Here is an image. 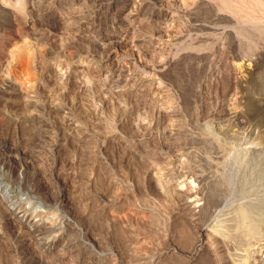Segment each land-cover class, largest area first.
<instances>
[{
	"label": "rangeland",
	"instance_id": "1",
	"mask_svg": "<svg viewBox=\"0 0 264 264\" xmlns=\"http://www.w3.org/2000/svg\"><path fill=\"white\" fill-rule=\"evenodd\" d=\"M4 1L0 264H264V53L243 50L247 24L205 0ZM184 151L195 168L181 175ZM152 165L175 167L189 206L158 192ZM241 209L260 241L227 246L220 232H240ZM202 230L212 246L194 253Z\"/></svg>",
	"mask_w": 264,
	"mask_h": 264
},
{
	"label": "bare ground",
	"instance_id": "2",
	"mask_svg": "<svg viewBox=\"0 0 264 264\" xmlns=\"http://www.w3.org/2000/svg\"><path fill=\"white\" fill-rule=\"evenodd\" d=\"M18 1V0H17ZM2 2H5L4 0H2ZM24 2V0H20V1H18V2H16L15 4L13 3V4H9V5H13L14 7H16V8H18V9H22V7H23V4H25V3H23ZM128 2V1H127ZM205 2H207V6H208V10H213L212 8H216L218 11H220L221 13H227V14H229L230 16H232V18H235V20H237L239 23H245V24H247V28H249L248 30H246V28H242L241 30H239L238 32H237V36H238V34H239V38L242 40V41H245V45L243 44V42H242V44L244 45L243 47H244V51L245 52H250L251 50V52H253L254 54L256 53L257 54V56L258 55H263V53H264V0H205ZM204 2V3H205ZM5 3H7V2H5ZM8 4V3H7ZM118 4H119V2H118ZM6 5V4H5ZM13 6H11V8L13 7ZM202 8V7H201ZM203 8H204V6H203ZM207 8V7H206ZM198 9V8H197ZM14 10V9H13ZM23 10V9H22ZM132 10V9H131ZM200 10V9H199ZM129 11V10H128ZM206 11H207V9H206ZM19 12V11H18ZM134 12V11H133ZM202 13H203V11H202ZM205 13V12H204ZM131 14V13H130ZM216 15V14H215ZM222 15V14H221ZM229 17V16H228ZM217 18V17H216ZM213 19V18H212ZM228 20H230V19H228ZM144 22V21H143ZM238 25V24H237ZM236 25V26H237ZM234 27V26H233ZM239 28H240V26H239ZM234 30V29H233ZM238 30V29H237ZM235 31V30H234ZM210 35V34H209ZM235 36V35H234ZM238 39V38H237ZM209 40V39H208ZM238 42H239V40H238ZM237 42V43H238ZM199 44H201V43H199ZM205 44V43H204ZM207 44V43H206ZM235 44V43H234ZM239 44V43H238ZM187 45V44H186ZM203 45V44H202ZM241 45V44H240ZM201 46V45H200ZM205 46V45H204ZM232 46V45H231ZM237 46V45H236ZM242 46V45H241ZM240 46V48H242ZM191 47V46H190ZM189 47V48H190ZM195 47V46H194ZM193 47V48H194ZM206 47V46H205ZM233 47V46H232ZM235 47V46H234ZM185 48H187L186 46H185ZM200 48V47H199ZM199 48H197V49H199ZM204 48V47H203ZM202 47L200 48V49H203ZM211 48V47H210ZM209 48V49H210ZM238 48V47H237ZM208 48H207V50H209ZM212 49V48H211ZM187 50V49H186ZM234 50V49H233ZM242 50V49H241ZM240 50V51H241ZM202 51V50H201ZM239 51V53H241ZM243 51V52H244ZM180 52V51H179ZM204 52V51H203ZM208 52H210V51H208ZM250 52V53H251ZM213 53V52H212ZM232 53V52H231ZM235 53V52H234ZM175 54H177V52L175 53ZM201 54H202V52H201ZM246 54V53H245ZM207 55H208V53H207ZM213 56V55H212ZM255 56V55H254ZM264 56V55H263ZM208 57V56H207ZM259 58H260V56H258ZM250 58H252V57H250ZM206 59V58H205ZM212 59V58H211ZM254 59V58H253ZM214 60V59H213ZM263 61H264V59H263ZM256 62V61H255ZM254 63V62H253ZM206 64H207V62H206ZM211 64V63H210ZM234 64V63H233ZM259 64V63H258ZM261 65V64H260ZM214 66V65H213ZM233 66H235V65H232V67ZM237 67V66H236ZM259 67V66H258ZM211 68V67H210ZM259 69V68H258ZM233 70V69H232ZM237 70V69H236ZM208 71H209V69H208ZM238 71V70H237ZM258 73V72H257ZM259 73H260V71H259ZM256 74V73H255ZM235 75V74H234ZM261 75H264V74H261ZM261 77V76H260ZM146 79V78H145ZM149 79V78H148ZM255 81V80H254ZM140 81H138L137 83H139ZM145 82V81H144ZM143 82V83H144ZM259 82V81H258ZM132 83H133V81H132ZM252 83V82H251ZM256 83V82H255ZM254 83V84H255ZM150 84V83H149ZM156 84V83H155ZM259 84V83H258ZM141 85V84H140ZM137 86H138V84H137ZM143 86V85H142ZM135 87H136V85H135ZM132 88V90L130 91V92H132L131 94L133 95V93H137V92H140L141 90H140V88ZM127 88H129V87H127ZM127 88H126V90H127ZM131 88V87H130ZM258 88H259V86H258ZM257 88V89H258ZM145 91H148V90H145ZM127 92V91H126ZM142 92V91H141ZM137 94H139V93H137ZM141 94V93H140ZM139 94V95H140ZM138 95V96H139ZM152 95V94H151ZM155 95V94H154ZM153 96V95H152ZM134 97V96H133ZM147 97V96H146ZM145 97V98H146ZM167 97V96H166ZM150 98V97H149ZM155 98V97H154ZM171 98V97H170ZM144 99V98H143ZM151 99H153V97L151 98ZM158 99V98H157ZM163 101V100H162ZM162 101H160V102H162ZM169 101V100H168ZM170 101H171V99H170ZM169 101V102H170ZM153 102V101H152ZM151 102V103H152ZM159 102V101H158ZM37 103H38V101H37ZM157 103V102H156ZM165 103H166V101H165ZM174 103V102H173ZM173 103H171V104H173ZM153 104L154 103H152V106H153ZM157 106V105H156ZM161 106V105H160ZM232 108V107H231ZM176 109V108H175ZM174 109V110H175ZM230 109V108H229ZM235 109V108H234ZM164 110V109H163ZM173 110V111H174ZM156 111V110H155ZM234 111V110H233ZM232 112V111H231ZM236 112V109H235V111H234V113ZM121 113V112H120ZM166 113V112H165ZM233 113V114H234ZM237 113V112H236ZM116 115V114H115ZM236 115H238V113L236 114ZM236 115H234L235 116V118H237V116ZM110 117H111V115H110ZM233 117V115L231 116V118ZM239 117V116H238ZM241 117V116H240ZM110 119V118H109ZM115 119V118H114ZM233 119H234V117H233ZM111 120V119H110ZM229 120V119H228ZM232 120V119H231ZM231 120H229V121H231ZM237 121H239L238 119H236ZM105 122H106V120H104ZM225 121H227V120H225ZM228 121V123H230ZM108 122H109V120H108ZM173 122H175V121H173ZM177 122V121H176ZM175 122V123H176ZM77 123V122H76ZM104 123V122H103ZM172 123V122H171ZM175 123H173V124H175ZM232 123V122H231ZM108 124V123H107ZM112 124V123H111ZM114 124V123H113ZM170 124V123H169ZM178 124V123H177ZM176 124V125H177ZM78 125V124H77ZM172 125V124H171ZM106 126V125H105ZM112 126V125H111ZM181 126V125H180ZM227 126V125H226ZM108 127H109V125H108ZM172 127V126H171ZM182 127H184V126H182ZM228 127H229V124H228ZM227 127V128H228ZM231 127H232V125H231ZM231 127H229V130H230V128ZM77 128H78V126H77ZM226 128V129H227ZM110 129V128H109ZM171 129V128H170ZM183 129V128H182ZM210 129V128H209ZM225 129V130H226ZM113 129H111V131H112ZM174 130H175V128H174ZM177 130V129H176ZM75 131H78V130H75ZM80 131V130H79ZM110 131V130H109ZM108 131V132H109ZM180 131H181V129H180ZM228 131V130H227ZM171 132V131H170ZM179 132V131H178ZM78 133V132H77ZM76 133V134H77ZM82 133V132H81ZM80 133V134H81ZM104 133H106V132H104ZM111 133V132H110ZM113 133V132H112ZM172 133V132H171ZM184 133V132H183ZM206 133V132H205ZM226 133V132H225ZM228 133H229V131H228ZM187 134V133H186ZM208 134V132L206 133V135ZM215 134V133H214ZM224 134V133H223ZM167 135V134H166ZM170 135H172V134H170ZM180 135H181V133H180ZM196 135V134H195ZM205 135V136H206ZM210 134H208L207 136H209ZM227 135V134H226ZM103 136H104V134H103ZM111 136H113V135H111ZM169 136V135H168ZM179 136V135H178ZM184 136V135H183ZM192 136V135H191ZM225 136V135H224ZM100 137V136H99ZM199 137V136H198ZM92 138V137H91ZM97 138V137H96ZM112 138V137H111ZM176 138V137H175ZM188 138V137H187ZM186 138V139H187ZM201 138V137H200ZM217 138V137H216ZM215 138V139H216ZM224 138V137H223ZM225 138H226V136H225ZM92 139H94V138H92ZM189 139V138H188ZM192 139H193V137H192ZM207 139V138H206ZM211 139V138H210ZM97 140V139H96ZM95 140V141H96ZM176 140H178V139H176ZM213 140V139H212ZM218 140V142L216 141V143H217V145H216V147H218L219 148V150H221L224 146H223V143H222V141L220 140V139H217ZM192 141V140H191ZM227 141H229V140H227ZM177 142V141H176ZM187 142V141H186ZM194 142V141H193ZM143 144V143H142ZM187 144V143H186ZM191 144V143H190ZM212 144V143H211ZM130 145V144H129ZM132 145V144H131ZM189 145V144H188ZM205 145V144H204ZM210 145V144H209ZM200 146H202V145H200ZM141 147V146H140ZM185 148V147H184ZM186 148H187V145H186ZM221 148V149H220ZM180 149V148H179ZM203 149H207V147L206 148H203ZM214 149V148H213ZM133 150V149H132ZM215 150V149H214ZM196 151V150H195ZM203 151V150H202ZM201 151V152H202ZM207 151H209V149H207ZM225 151V150H224ZM136 152H139V151H136ZM135 151H134V153L135 154H138V153H136ZM146 153H147V151H145ZM180 152V151H179ZM178 152V153H179ZM181 152H182V150H181ZM204 152V151H203ZM191 153V152H190ZM196 153V152H195ZM206 153V152H205ZM205 153H203V154H205ZM208 153V152H207ZM209 153H210V151H209ZM212 153V152H211ZM133 154V153H132ZM181 154V153H180ZM188 154V152H183L181 155V157H180V159L178 160V162H177V165L176 166H178L177 168H178V170H180V171H182V173H181V175L183 174V173H185V174H187V172H191L192 173V171H194V168H193V166L194 165H192V161H194L193 159H191V158H189V155H187ZM221 154V153H220ZM140 155V154H139ZM142 155V154H141ZM147 156V155H146ZM145 156V157H146ZM183 156H185V157H183ZM194 156V155H193ZM196 156V155H195ZM206 156V155H205ZM135 157V156H134ZM142 157V156H141ZM199 157V156H198ZM207 157V156H206ZM205 157V158H206ZM223 157V156H222ZM141 159H143V158H141ZM197 159V158H196ZM195 159V160H196ZM199 159V161L201 160L200 158H198ZM206 159H209V157L208 158H206ZM215 159V158H214ZM216 160V159H215ZM140 161V160H139ZM143 161V160H142ZM204 161V160H203ZM226 161V160H225ZM205 162H206V160H205ZM211 162V161H210ZM210 162H207V163H210ZM227 162V161H226ZM236 162V161H235ZM242 162V161H241ZM198 163V162H197ZM194 164V163H193ZM232 164H234V162L232 163ZM160 165V164H159ZM159 165H156V166H159ZM165 165V164H164ZM203 165V164H202ZM208 165V164H207ZM170 167L164 172V168H162V169H159V168H156V167H153V165H152V169L150 170V173H151V178L153 179V182H154V186H155V188L158 190V192H160V193H162V194H166V193H170V192H173L176 196H177V198L179 197L180 198V200L185 204V205H188L189 206V204L191 203H188V201L189 200H187V197L189 198V196H190V193H188V190L185 192V190L184 191H182V190H178V189H176V187H174L175 185H174V180H173V175H175V173L176 172H174L173 173V171H172V167H174V166H172L171 167V165H169ZM198 166V165H197ZM204 166V165H203ZM209 166V165H208ZM211 166H213V165H211ZM220 166H222V165H220ZM219 166V167H220ZM226 166H227V164H226ZM165 167V166H164ZM206 167V166H205ZM238 167V166H237ZM167 168V167H166ZM232 168V167H231ZM173 169H175V167L173 168ZM193 169V170H192ZM205 169H207V168H205ZM223 169V168H222ZM225 169V168H224ZM229 169V168H228ZM228 169H226V171L228 170ZM247 169V168H246ZM148 170V169H147ZM162 170V171H161ZM177 170V171H178ZM192 170V171H191ZM196 170V169H195ZM200 170H201V168H200ZM220 170V169H219ZM241 170V169H240ZM198 171V173H199V175H197V176H199L198 177V179H202V181L203 180H205V179H207V177H206V174H204V172H203V169H202V171L201 172H199V169L197 170ZM205 171V170H204ZM231 171V170H230ZM229 171V172H230ZM237 171V169L235 170V172ZM172 173H173V175H172ZM180 173V172H179ZM195 173V172H194ZM197 172L195 173V174H198ZM237 173H240V172H237ZM243 173V172H242ZM247 173V172H246ZM178 174V173H177ZM210 174H212V173H210ZM245 174V173H244ZM243 174V175H244ZM179 175V174H178ZM237 175V174H236ZM177 176V175H176ZM188 176H190L189 175V173H188ZM238 176V175H237ZM245 176V175H244ZM175 177V176H174ZM184 177H186V175H184ZM194 177V176H193ZM220 177V176H219ZM222 177V176H221ZM224 177V176H223ZM240 177V176H239ZM251 177L252 176H250L249 178L251 179ZM181 178V177H180ZM188 178V177H187ZM195 178H197V177H195ZM211 178V177H210ZM215 178H217V177H215ZM236 178V177H235ZM235 178H234V180H235ZM224 179L225 178H223V180H222V178L219 180V181H216L215 183H211V185H208L209 186V188H208V196L210 197V199L209 200H216L215 202L217 203V200L219 199H222V196L224 197V195H225V192H228L227 191V188L228 187H226L227 185H226V182H224ZM230 179V178H229ZM228 179V180H229ZM197 180V179H196ZM228 180H226L227 182H228ZM187 181V180H186ZM189 181V180H188ZM198 181V180H197ZM200 181V180H199ZM236 181V180H235ZM248 181V180H247ZM252 181H253V179H252ZM190 182V181H189ZM188 182V183H189ZM210 182V181H209ZM233 182V181H232ZM184 183V182H183ZM234 183V182H233ZM231 184V185H234V184ZM255 182H253V184H254ZM185 184H187L186 182H185ZM190 184V183H189ZM256 184V183H255ZM193 185V184H192ZM229 185V184H228ZM153 186V185H152ZM181 186V185H180ZM205 186V185H204ZM203 186V187H204ZM207 186V187H208ZM255 186V185H254ZM256 186H258V185H256ZM262 186V185H261ZM186 187V186H185ZM231 187V186H230ZM184 188V187H183ZM202 188V187H201ZM204 188H206V187H204ZM256 188V187H255ZM190 190V189H189ZM252 190V189H251ZM250 190V191H251ZM254 190V189H253ZM182 191V192H181ZM237 191V190H236ZM260 191H261V187H260ZM241 192V191H240ZM252 192V191H251ZM262 192V191H261ZM205 193V192H204ZM250 193V192H249ZM251 194V193H250ZM250 194H248V195H250ZM192 195V194H191ZM247 195V194H246ZM248 195H247V197H248ZM252 195V194H251ZM254 195V194H253ZM242 196V195H241ZM243 197H244V194H243ZM253 197V196H252ZM257 197V196H256ZM255 198V197H254ZM117 199V198H116ZM250 199H251V197H250ZM256 200V199H255ZM222 201V200H221ZM227 201H228V199H227ZM220 202V201H219ZM225 202H226V200H225ZM224 202V203H225ZM119 203V202H118ZM193 203V202H192ZM216 203L214 204V205H216ZM227 203V202H226ZM229 203V202H228ZM251 203V202H250ZM255 203H257V202H255ZM213 204V203H212ZM223 204V203H222ZM246 204V203H245ZM247 204H248V202H247ZM255 205V204H254ZM253 205V206H254ZM192 206V205H191ZM207 206V205H206ZM218 206V205H217ZM221 206V205H220ZM225 206V205H224ZM257 206V205H256ZM151 207V206H150ZM243 207V206H242ZM146 208H147V206H146ZM236 208V207H235ZM234 208V209H235ZM251 208V207H250ZM255 208V207H254ZM152 209H154V208H152ZM202 209V208H201ZM252 209H253V207H252ZM245 211H246V209H244ZM244 210H242L241 209V211H242V213L241 214H238V220H240V222L238 223V224H240L239 225V229H240V232H234L233 231V233L232 232H230V231H228V230H226V229H224V231H222V232H220V230H219V232L221 233L220 235H221V238H222V240H223V242L228 246V243L229 242H235L236 244H237V242L238 241H240L241 239H242V241H240V242H243L246 238H244V236L246 235V236H249V237H247V239L248 238H250L251 236L250 235H252V236H254V237H256L257 238V233H259V232H257V229H256V231H254L252 228H254L255 229V226L254 227H250V223L252 222L251 221V218H250V220H249V218H247L245 215H247L249 212H246L247 214H244L243 213V211ZM249 210V209H248ZM256 210H257V208H256ZM260 210V209H259ZM156 211V210H155ZM213 211V210H212ZM244 211V212H245ZM150 212H152V211H150ZM254 212V211H253ZM260 212V211H259ZM252 213V212H251ZM162 214V213H161ZM206 214V213H205ZM234 214V213H233ZM157 215V214H156ZM209 215V214H208ZM207 215V216H208ZM249 215V214H248ZM254 215H256L255 213H254ZM260 215V214H259ZM262 215V214H261ZM152 216V215H151ZM231 216H233V215H231ZM252 215L250 214V216H248V217H251ZM264 216V215H263ZM153 217H155V216H153ZM152 217V218H153ZM164 217V216H163ZM236 217V216H235ZM256 219H258L256 216H254ZM259 218H261L260 220H262L263 219V217H259ZM156 219V218H155ZM158 219V218H157ZM226 219H228L227 217H226ZM230 219V218H229ZM235 219V218H234ZM151 220H153V219H151ZM221 220V219H220ZM223 220V219H222ZM224 220H225V218H224ZM223 220V221H224ZM253 220V219H252ZM259 220V221H260ZM248 221H251V222H248ZM256 221V220H255ZM258 221V222H259ZM154 223H155V221H153ZM217 222H218V220H217ZM227 222H228V220H227ZM263 222H264V220H263ZM151 224H152V222H151ZM157 224H158V220H157ZM156 223H155V225L156 226H159V224L157 225ZM163 224V223H162ZM220 224H221V221H220ZM252 224V223H251ZM254 224H255V222H254ZM257 224V223H256ZM259 224V223H258ZM264 224V223H263ZM222 225H224L225 226V224H222ZM221 225V226H222ZM253 225V224H252ZM153 227V226H152ZM152 227H150V229H152ZM217 227V226H216ZM227 227H228V225H227ZM232 227V226H231ZM209 228H211L212 229V227H209ZM219 228H221V227H219ZM233 228V227H232ZM259 228V227H258ZM156 229V228H155ZM217 229H218V227H217ZM223 228H221V230H222ZM229 229V228H228ZM234 229V228H233ZM214 230H215V228H214ZM236 230H238V229H236ZM251 230H253V231H251ZM150 231H152V230H150ZM211 231V230H210ZM209 231V232H210ZM213 231V230H212ZM217 230H215L214 232L216 233V234H218L219 235V233L218 232H216ZM232 231V230H231ZM153 232V231H152ZM208 232V230L207 231H205V230H202L201 231V233H200V236L199 237H197L198 239H197V245H195L196 247H194L195 248V250H194V253H196L198 250H201L203 247H210L211 248V246H212V238H213V235H214V232L213 233H207ZM216 236V235H215ZM214 236V237H215ZM253 237V238H254ZM181 238L183 239V241H184V243L185 244H189V237H188V234H186V233H183L182 235H181ZM244 238V239H243ZM246 239V240H247ZM255 239V238H254ZM249 240H251V239H248L247 240V242H249ZM256 241L257 240H259L258 238L257 239H255ZM256 241H254V243L256 242ZM260 241V240H259ZM263 242V241H262ZM235 243H234V245H235ZM231 244V243H230ZM233 244V243H232ZM231 244V245H232ZM243 244H245V243H243ZM247 244V243H246ZM257 244V243H256ZM263 244V243H262ZM194 245V244H193ZM251 246V245H250ZM235 247H236V245H235ZM240 247H242L241 245H240ZM245 247H247V246H245ZM249 247V246H248ZM215 248V247H214ZM251 248V247H250ZM257 249V245H255V246H253V248H252V252L254 251V249ZM255 249V250H256ZM257 251V250H256ZM243 252V251H242ZM248 253V252H247ZM240 254V253H239ZM257 254V253H256ZM232 255V254H231ZM234 255V254H233ZM237 255V253L233 256V258L234 257H239V256H236ZM247 255V254H246ZM251 255H248V257L247 258H245V260H241V261H236L235 262V264H253V261H251L250 259H249V257H250ZM253 256V255H252ZM240 257H242V256H240ZM254 257H255V255H254ZM244 258V257H243ZM242 258V259H243ZM237 259V258H236ZM234 260H235V258H234ZM238 260V259H237ZM254 262H257V261H255L254 260Z\"/></svg>",
	"mask_w": 264,
	"mask_h": 264
}]
</instances>
